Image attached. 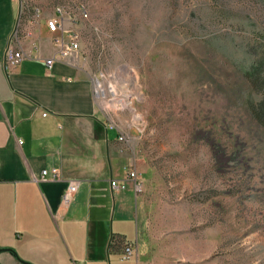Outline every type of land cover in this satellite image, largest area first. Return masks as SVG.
I'll list each match as a JSON object with an SVG mask.
<instances>
[{
    "label": "rangeland",
    "instance_id": "obj_1",
    "mask_svg": "<svg viewBox=\"0 0 264 264\" xmlns=\"http://www.w3.org/2000/svg\"><path fill=\"white\" fill-rule=\"evenodd\" d=\"M21 4L66 13L99 109L148 169L140 264H264V86L247 78L264 0Z\"/></svg>",
    "mask_w": 264,
    "mask_h": 264
},
{
    "label": "crops",
    "instance_id": "obj_2",
    "mask_svg": "<svg viewBox=\"0 0 264 264\" xmlns=\"http://www.w3.org/2000/svg\"><path fill=\"white\" fill-rule=\"evenodd\" d=\"M20 3L0 0V264H140L141 199L126 177L134 169L143 183L148 169L99 109L79 49L66 42L47 68L59 51L54 39L67 37L72 22L57 14L36 20L29 10L18 28ZM48 18L59 20L57 34ZM16 29L24 55L7 66ZM51 169L60 179L39 181ZM112 181L126 189L115 191ZM71 182L76 191L63 204ZM127 244L134 253L123 259Z\"/></svg>",
    "mask_w": 264,
    "mask_h": 264
},
{
    "label": "built area",
    "instance_id": "obj_3",
    "mask_svg": "<svg viewBox=\"0 0 264 264\" xmlns=\"http://www.w3.org/2000/svg\"><path fill=\"white\" fill-rule=\"evenodd\" d=\"M20 2H21V0H20ZM77 11L79 12L80 15L86 17V12H85L83 7L77 8ZM23 14L25 16V13L22 9V4H21L20 20L18 22V28H19V24H20L21 17ZM42 14L43 13L38 8L32 9L30 12V15L32 16V18H34L36 20H42L43 19ZM56 14L61 16L60 20H63V17H66V13L62 12L59 9L56 12ZM45 24H46L48 31H50L53 34H57L60 31V24H59V20L57 18L45 19ZM18 36H19V31H18V29H16L15 33L11 37V43L8 46V48L6 49V52L4 55L5 64L7 66H15L23 59L24 53L20 49ZM54 42L57 45H59V51L53 57L45 60V64H46L48 69L52 67L53 63L58 59V57L60 55H65V53L63 52L62 49H63L64 44L66 42L68 43L69 49L71 52H73V51L75 52L79 49V45L77 42V36L73 30H70L67 33V37H65L62 33L59 34V36H57L54 39ZM44 116H46V114H43V117ZM119 141H123L122 136L119 137ZM19 143H21V142H19ZM139 177H140V175L136 170L131 169V170L127 171V177L126 178L128 180L134 181L136 183L135 184V190L136 191L140 190V184L137 182L139 180ZM48 178H50L53 181L59 180L60 174H59L58 170L57 169L43 170L41 172V176H40L39 181H44V180H47ZM111 187L115 191H123L126 189V184L125 183H118L117 181H112ZM76 188H77V185L75 183H72V182L69 183L67 189L65 190V192L63 193V196H62V203L63 204L69 203L72 195L76 191ZM133 253H134L133 245H131V244L125 245L123 248V253H122L123 259H130Z\"/></svg>",
    "mask_w": 264,
    "mask_h": 264
},
{
    "label": "trees",
    "instance_id": "obj_4",
    "mask_svg": "<svg viewBox=\"0 0 264 264\" xmlns=\"http://www.w3.org/2000/svg\"><path fill=\"white\" fill-rule=\"evenodd\" d=\"M257 37L253 39L255 52V59L252 64L247 78L250 84L258 90L264 86V32H257ZM253 115L256 120L264 127V102L260 103V109L253 107Z\"/></svg>",
    "mask_w": 264,
    "mask_h": 264
},
{
    "label": "bare ground",
    "instance_id": "obj_5",
    "mask_svg": "<svg viewBox=\"0 0 264 264\" xmlns=\"http://www.w3.org/2000/svg\"><path fill=\"white\" fill-rule=\"evenodd\" d=\"M97 90H98V93H99V94H104V90L102 89V87H101L99 81H97ZM120 102H121V105H125L124 100H120ZM119 105H120V104H119ZM119 105H118V106H119ZM116 107H117V106L114 105V108H116Z\"/></svg>",
    "mask_w": 264,
    "mask_h": 264
}]
</instances>
